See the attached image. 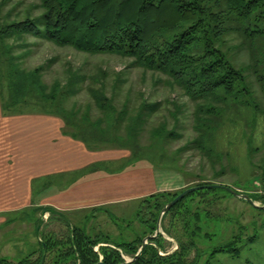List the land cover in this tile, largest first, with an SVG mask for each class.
I'll use <instances>...</instances> for the list:
<instances>
[{
    "label": "trees",
    "instance_id": "obj_1",
    "mask_svg": "<svg viewBox=\"0 0 264 264\" xmlns=\"http://www.w3.org/2000/svg\"><path fill=\"white\" fill-rule=\"evenodd\" d=\"M39 1L42 13L38 18L7 22L0 16V93L2 110L7 115L30 111L33 106L34 110L59 116L70 135L87 146L125 148L131 151L133 161L152 157V151L161 150V141L181 138L162 121L149 131L148 144H143L142 132L149 118L158 111L159 104L140 101L135 111L130 110L127 103L117 108L113 99L107 97L101 81L96 83L101 84L99 87L86 88L93 105L89 104L84 110L79 108L72 101L85 88L87 77L68 67L65 81L54 80L47 84L43 73L56 59L25 67L30 51L20 49L28 45L16 43L27 36L90 56L130 59L129 67L161 74L170 80L171 86L181 89L188 100L196 104L193 111L196 137L166 155L178 165L182 154L193 150L215 166L217 162L210 156L209 137L221 125L229 102L249 97L255 105L249 73L230 53L229 40L239 41L235 47L238 52L253 59L250 70L264 95V0ZM3 4L4 0L0 8ZM41 21L43 28L39 27ZM92 106L98 111L97 116L91 114ZM130 111L134 114L129 115ZM177 168L173 170L183 172L182 168ZM202 185L214 184L199 182L188 188ZM184 190L156 193L141 199L135 220L143 230L142 236L129 239L88 231L86 227L66 221L67 217L61 213L42 210L49 214L47 220L58 219L62 229L58 233L42 232L38 251L24 260L0 261V264H41L43 256V264H124L125 257L133 259L143 240L154 235L161 210ZM219 192L233 197L222 189L213 188L179 200L163 215L160 223L163 234L175 243L176 250L169 252L172 242L159 234L148 241L130 264H197L199 249L195 238L201 232L202 220L220 221L210 211L219 200L216 197ZM245 195L264 205V195ZM130 226L128 223L125 228L130 229ZM209 238L208 234L204 235V239ZM255 238L251 237L248 242L252 244ZM239 242L240 238L235 237L230 243L214 248L207 264L216 254L238 257ZM191 253L194 259L188 262Z\"/></svg>",
    "mask_w": 264,
    "mask_h": 264
},
{
    "label": "rangeland",
    "instance_id": "obj_2",
    "mask_svg": "<svg viewBox=\"0 0 264 264\" xmlns=\"http://www.w3.org/2000/svg\"><path fill=\"white\" fill-rule=\"evenodd\" d=\"M1 1L3 0H0V3ZM39 4V0H4L0 16L7 22L26 17L35 19L42 13ZM39 27L43 28L42 21ZM16 44L28 45L20 49L30 51L25 67L39 66L56 59V62L43 73V79L47 84L54 80L65 81L66 73L69 72L68 67L87 77L85 88L72 101L83 110L92 104L86 88L92 85L99 87L101 84L105 85L107 97L113 99L117 108L127 103L129 109L135 111L140 101L159 104L158 111L149 118L144 127L141 142L148 144L149 131L162 121L166 122L168 128L176 130L181 138L177 141H161V150L152 151V157L141 158L137 162L148 163L157 171L182 168L183 172L180 174L189 184L184 189L199 182H206L227 187L242 195H264V95L250 70L254 64L253 59L244 52L239 53L238 48H235L239 41L235 39L228 41L229 47L232 48L230 53L234 54L237 64L244 66L249 73L250 90L255 105L249 97H242L243 99L239 97L229 102V110L221 125L209 137L211 138L209 147L212 149L210 156L212 161L217 162L215 166H212L202 154L193 150L182 154L179 165L176 161L167 159L168 153L174 152L196 137L193 130V111L196 104L189 101L181 89L171 86L170 80L163 75L131 68L130 59L113 55L90 56L72 48H58L29 36ZM99 81L101 84H96ZM92 107L91 114L97 116L98 111ZM34 109L36 108L31 106L29 110L37 111ZM134 111H130L129 115H133ZM162 153L164 157L161 156ZM216 197L219 200L210 211L212 216L219 217L220 221H201V232L197 233L195 238L199 249L197 264H207L210 252L214 248L230 243L235 237L240 238L237 244L238 257L225 253L216 254L209 264H264V211L254 210L249 203L227 196L223 192H219ZM254 203L261 206V202ZM136 207V204L128 205L123 210L114 211L112 218L103 212L93 213L94 218H87L85 227L88 231L92 229L94 232L108 233L113 238L129 239L142 236L143 230L135 220ZM38 217L39 213L27 211L19 216H11L8 224L0 225V261L17 263L24 260L29 253L38 251V241L42 232L58 233L62 229L61 223L56 221L58 219L49 221L45 214L41 226ZM67 219L66 221L77 225L76 220L70 217ZM128 223H131L130 229L125 228ZM205 234L209 235V240L204 239ZM161 235L172 242L169 252H173L176 248L175 243L163 234L162 230ZM253 236L256 238L250 244L248 241ZM193 259L194 253H191L188 262ZM125 260L130 258L125 257Z\"/></svg>",
    "mask_w": 264,
    "mask_h": 264
},
{
    "label": "crops",
    "instance_id": "obj_3",
    "mask_svg": "<svg viewBox=\"0 0 264 264\" xmlns=\"http://www.w3.org/2000/svg\"><path fill=\"white\" fill-rule=\"evenodd\" d=\"M137 161L128 149L92 148L73 138L57 115L41 111L7 115L0 93L2 226L27 211L39 213L43 223V215L49 214L42 210L52 209L84 228L93 213L112 217L128 205L138 208L145 197L189 185L176 170L157 171Z\"/></svg>",
    "mask_w": 264,
    "mask_h": 264
},
{
    "label": "water",
    "instance_id": "obj_4",
    "mask_svg": "<svg viewBox=\"0 0 264 264\" xmlns=\"http://www.w3.org/2000/svg\"><path fill=\"white\" fill-rule=\"evenodd\" d=\"M222 189L224 191H226L227 193H229L230 195H232L234 198L240 199L242 201H245L247 203H249L251 205L252 208L254 209H262L264 210V205L263 206H259L256 205L247 195H242L239 194L237 191L229 189L227 187H223V186H218V185H202V186H196V187H190L185 189L183 192H181L177 197H175L170 203H168L160 212L159 217L157 219V223H156V229H155V233L152 236H148L146 237L143 242L141 247L139 248L137 254L135 255V257L133 259L130 260H125L124 264H130L132 263L135 259L138 258V256L140 255V253L142 252V250L148 245V241L150 239H154L156 238L159 234H161V230H160V223H161V219L163 217V215L170 210L179 200L183 199L185 196L197 192V191H202V190H209V189ZM45 257H42V261L41 264H43ZM97 264H102L101 262L97 263Z\"/></svg>",
    "mask_w": 264,
    "mask_h": 264
}]
</instances>
